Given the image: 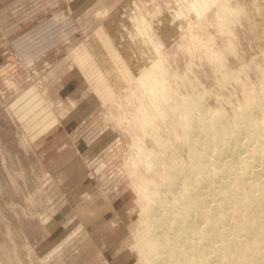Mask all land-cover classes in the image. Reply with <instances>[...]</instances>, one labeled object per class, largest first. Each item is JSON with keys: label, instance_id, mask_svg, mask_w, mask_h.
<instances>
[{"label": "rangeland", "instance_id": "374dc122", "mask_svg": "<svg viewBox=\"0 0 264 264\" xmlns=\"http://www.w3.org/2000/svg\"><path fill=\"white\" fill-rule=\"evenodd\" d=\"M157 64L232 120L264 95V0H0V264H140L136 180L188 162L170 116L145 132Z\"/></svg>", "mask_w": 264, "mask_h": 264}, {"label": "bare ground", "instance_id": "6f19581e", "mask_svg": "<svg viewBox=\"0 0 264 264\" xmlns=\"http://www.w3.org/2000/svg\"><path fill=\"white\" fill-rule=\"evenodd\" d=\"M231 13L221 7L223 25ZM213 58L221 65L217 53ZM163 67L151 66L152 72L139 79L153 107L143 108L145 132L155 139L158 119L170 116L168 124L179 128L177 137L187 148L188 162L181 163L173 151L159 184L141 183L137 176L142 230L134 249L140 264H259L258 243L264 238V95L260 88L253 91L232 120L220 112L210 116L200 113V95H179L161 83L158 72H166ZM257 110L263 112L261 119L255 116ZM139 160L152 168L151 151L143 146ZM166 192L171 199L165 198Z\"/></svg>", "mask_w": 264, "mask_h": 264}]
</instances>
